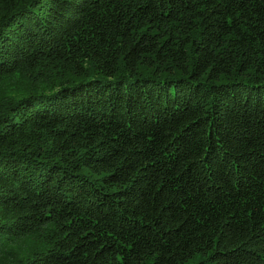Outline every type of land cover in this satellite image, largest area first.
I'll return each instance as SVG.
<instances>
[{
    "label": "trees",
    "instance_id": "16d2710c",
    "mask_svg": "<svg viewBox=\"0 0 264 264\" xmlns=\"http://www.w3.org/2000/svg\"><path fill=\"white\" fill-rule=\"evenodd\" d=\"M0 264H264V0H0Z\"/></svg>",
    "mask_w": 264,
    "mask_h": 264
}]
</instances>
